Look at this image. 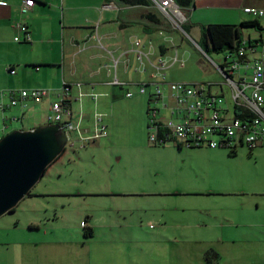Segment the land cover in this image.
Wrapping results in <instances>:
<instances>
[{"label":"crops","instance_id":"obj_1","mask_svg":"<svg viewBox=\"0 0 264 264\" xmlns=\"http://www.w3.org/2000/svg\"><path fill=\"white\" fill-rule=\"evenodd\" d=\"M174 1L185 17L180 28L174 27L150 0L148 5H126L118 0H35L24 15L18 12L20 0H0V90L50 89V95L40 103L28 101L24 108L12 107L6 116L23 122L25 116L33 117L34 112L42 110L46 118L50 100L65 82L71 86V111L83 114L84 128L92 126L94 112L106 113L104 109L113 107L119 93L127 97V91L133 93L131 96L146 95L147 128L149 87L156 77L145 57L143 65L139 63V50L147 53L152 63L159 57L167 58L168 46L161 34L182 30L185 24L190 31L197 29L198 35L209 23L238 25L257 19L264 26V0H189L184 6ZM245 7L262 9L263 14L252 16L243 10ZM19 19L28 25L32 38L29 43L13 39L14 24ZM251 28L257 32L253 27L242 28L241 38H258L260 32L253 35ZM95 30L98 38L92 37ZM136 40L140 41L138 45ZM169 41L172 53L176 49L178 56L172 39ZM222 54L224 59L226 53ZM10 68L15 70L13 74ZM142 83L148 84L145 93L138 92ZM79 92L84 93L80 98ZM91 92L99 93V98L92 100L88 96ZM160 115L168 113L162 110ZM104 117L107 125L109 120L104 121ZM96 141L87 146H100V140ZM173 143L164 150L186 155L191 152L190 147ZM242 146L238 142L229 151L236 152ZM122 185L126 187L88 193L50 188L31 191L26 205L12 211L16 214L14 225L0 223V233L14 231L11 237L0 235V264H264V237H259L264 234V222L258 221L254 212L227 206L230 198H222L220 208L202 207L195 198L232 193L179 189L145 180ZM71 194L119 198L107 202L95 198L87 211V203L76 200L78 197L71 200L73 203L59 198ZM43 197L46 200L41 201ZM189 210L194 217L186 212ZM83 223L92 228L91 236H84Z\"/></svg>","mask_w":264,"mask_h":264},{"label":"rangeland","instance_id":"obj_2","mask_svg":"<svg viewBox=\"0 0 264 264\" xmlns=\"http://www.w3.org/2000/svg\"><path fill=\"white\" fill-rule=\"evenodd\" d=\"M195 30L188 29V32H185L183 29H172L161 34L163 43L168 46V55H173L170 39L178 50V62L165 69L167 79L188 83L223 81V77L213 64V62L220 64L223 61V54L216 52L207 54L201 51L198 42L202 34L198 35ZM249 30L255 32L252 28ZM242 35L246 37L244 32ZM119 71L121 73L120 67ZM216 88L218 87L214 86L213 90ZM226 90L224 93L228 100L229 91ZM146 106V95L135 93L131 97H125L123 93H119V98L113 107L104 109L106 113L101 111L106 116L104 121L108 118L109 123L107 126L104 122L108 135L99 139L100 146L91 144L84 149H79L77 144L74 147L66 146L64 152L47 167L31 191L50 188L70 190L73 193L79 190L88 193L93 189H122L126 187L122 182L158 181L176 185L179 189L232 193L201 195L195 198L205 208H220L222 207L220 202L224 200L222 198H230L227 199L230 200L226 203L227 206L246 207L259 217L258 221L264 222V148L249 152L246 146H242L237 147L236 152H233L227 147L201 146L190 148L191 152L187 155L183 152L164 150L163 147L174 144L173 142L158 148L151 145L147 139ZM34 113L31 115L34 118L27 115L23 122L4 121L0 118V137L3 131L47 121L44 111L38 110ZM5 114L10 115L8 110ZM81 127H84L82 123ZM91 128L92 126L89 129ZM146 145L153 148L146 149ZM72 195L59 198L65 203H73L71 200L78 197L76 200L87 203L85 208L87 211H90L91 201L95 198L106 202L111 198H119L107 195L85 194L82 197ZM27 202L28 199L24 197L13 210L20 211ZM186 212L190 216H195L192 210ZM200 214L203 216V213ZM15 216L12 211L7 212L0 216V223L13 226ZM2 233L4 237L9 235L11 237L14 231H2L0 235ZM22 234L25 235L24 232ZM259 237H264V234Z\"/></svg>","mask_w":264,"mask_h":264},{"label":"built area","instance_id":"obj_3","mask_svg":"<svg viewBox=\"0 0 264 264\" xmlns=\"http://www.w3.org/2000/svg\"><path fill=\"white\" fill-rule=\"evenodd\" d=\"M171 21L174 27H181L185 17L178 12L174 0H150ZM35 0H20L18 12L26 14ZM243 10L252 16H261L263 10L245 7ZM13 39L16 42H31L28 25L21 19L14 24ZM92 37L98 38L96 30ZM139 40L135 41L138 45ZM167 58L159 57L156 62L149 60L148 54L138 51V60L143 65L145 57L155 69L156 80L151 82L149 104L147 108L148 142L161 146L168 142L182 144L185 147L234 148L240 142L253 151L264 148V36L256 39H242V44L234 51L225 52L221 64H214L223 77L218 83L168 81L165 69L178 62L176 53ZM13 74L15 70L9 69ZM117 83V81H114ZM148 85V84H147ZM140 84L139 93H145L148 87ZM229 91L228 100L223 86ZM216 86V90L213 87ZM71 86L62 83L54 99L49 102L47 123L58 124L65 131L67 147H86L107 135L103 114L94 112L92 128L81 127L83 114L71 111ZM133 93L126 92L130 97ZM50 95L45 87L16 88L0 90L1 118L9 120L5 112L15 106L26 107L27 102L40 103ZM84 93L79 92L78 98ZM88 96L97 100L99 93ZM162 110L167 116H161ZM236 112L240 116H236ZM19 120V118H11Z\"/></svg>","mask_w":264,"mask_h":264},{"label":"water","instance_id":"obj_4","mask_svg":"<svg viewBox=\"0 0 264 264\" xmlns=\"http://www.w3.org/2000/svg\"><path fill=\"white\" fill-rule=\"evenodd\" d=\"M66 146L65 131L53 123L12 129L0 137V216L28 195Z\"/></svg>","mask_w":264,"mask_h":264},{"label":"trees","instance_id":"obj_5","mask_svg":"<svg viewBox=\"0 0 264 264\" xmlns=\"http://www.w3.org/2000/svg\"><path fill=\"white\" fill-rule=\"evenodd\" d=\"M126 5H148L149 0H118ZM189 0H179V5H187ZM246 27H253L260 32L259 37L264 36V26L260 25L257 19H251L240 22L238 25L228 23H209L202 27L200 41L198 42L200 48L204 53L210 52L225 53L231 52L242 44L241 29ZM185 32H188V26L182 25ZM236 116H240L236 112ZM11 119V118H8ZM9 132V131H7ZM4 135V134H3ZM2 135V136H3ZM31 194V191L27 196ZM13 211V209H12ZM85 237L92 235V228L84 225Z\"/></svg>","mask_w":264,"mask_h":264}]
</instances>
